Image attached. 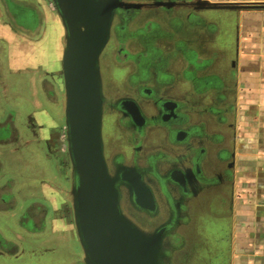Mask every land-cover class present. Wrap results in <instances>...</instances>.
Returning a JSON list of instances; mask_svg holds the SVG:
<instances>
[{
	"label": "crops",
	"instance_id": "crops-1",
	"mask_svg": "<svg viewBox=\"0 0 264 264\" xmlns=\"http://www.w3.org/2000/svg\"><path fill=\"white\" fill-rule=\"evenodd\" d=\"M31 1L27 10L42 13L40 24L59 23L51 0ZM194 1L198 0H161L176 3L165 6L171 9L170 14L145 4L148 13L145 18L136 19L150 34L149 49L156 48L150 52L153 60L147 67L149 77L166 76L163 80L169 83L161 89L162 96L180 122L176 136L173 133L169 136L161 128L149 130L147 146L160 149L167 160L159 164L162 172L168 169L169 160L180 172L186 169L189 164L175 161L180 162L186 149H191L199 165L197 175L210 183L205 189L197 188L184 206L181 202L176 206L185 209L193 232L180 250L178 264H264V9L197 10L191 4ZM199 1L264 3V0ZM11 2L0 5V215L11 217L14 224L18 215L16 221L20 225L24 208L38 199L48 200L56 208L54 185L64 192L68 190L66 181L71 172L67 163L64 108L61 106V112L57 109L54 113L52 108L51 112L49 107L38 105L35 110L34 100L28 96L25 109L15 104L19 90L35 93V88L39 93V83L55 74L41 75L40 68L29 66L30 60L40 58L37 50L43 41L44 28L41 25L36 28L34 40L15 28L11 19L15 0ZM62 34L61 27L60 36L54 41L55 49ZM52 35L57 36L55 32ZM16 45L20 52L16 51ZM128 45L132 54L139 52L137 44ZM147 85L152 87V83ZM35 114L40 119L47 117L48 127L38 123ZM33 124L40 125L45 132L35 137L25 131L21 136L26 144L36 145L37 153L21 151L17 145L15 156V127L27 129V125ZM15 194L18 203H23L15 205ZM61 203L59 211L56 209L59 213L55 211L52 216L51 239L69 241L71 231L74 235L70 239L79 249V254H74L82 258L74 228L71 229L67 218L61 219L67 202ZM8 229L11 230L4 227ZM28 233L17 235L18 239L13 234L5 250L0 245V260H15L28 251L31 254L30 249L22 248ZM50 249L55 248L46 247L43 251L52 253ZM76 256L70 257V264H74Z\"/></svg>",
	"mask_w": 264,
	"mask_h": 264
},
{
	"label": "water",
	"instance_id": "water-1",
	"mask_svg": "<svg viewBox=\"0 0 264 264\" xmlns=\"http://www.w3.org/2000/svg\"><path fill=\"white\" fill-rule=\"evenodd\" d=\"M51 1L63 29L59 74L63 83L66 150L72 178L67 197L82 251V264H165L166 257L172 255L163 242L170 227H156L161 218L157 212L160 204L152 187L146 186L134 170L131 180L124 174H110L103 159L101 142L103 101L99 56L107 45L114 12L140 11L146 5L120 0ZM173 4L176 3L158 2L154 6ZM191 4L197 10L264 9L263 2L209 3L198 0ZM175 162L189 164L184 169L185 177L201 184L196 178L199 165L191 149L187 148L182 160ZM171 166L175 167L174 164ZM173 183H178L181 192ZM186 183L182 178L177 182L171 175L164 177L159 187L168 208L172 209L176 201L184 206L197 190L196 187L192 194L187 193ZM170 189L172 192L175 189L177 195L171 196ZM125 203L138 215L147 214L144 217L147 229L139 227L122 212L121 204L124 206ZM167 240L171 244L169 247H178L171 235Z\"/></svg>",
	"mask_w": 264,
	"mask_h": 264
},
{
	"label": "flooded vegetation",
	"instance_id": "flooded-vegetation-1",
	"mask_svg": "<svg viewBox=\"0 0 264 264\" xmlns=\"http://www.w3.org/2000/svg\"><path fill=\"white\" fill-rule=\"evenodd\" d=\"M120 1L153 5L154 3L161 2V0ZM10 2L11 0H0V5H6V3ZM157 8V10L168 14L171 12V9H165L163 6H157ZM147 13L148 11L145 8L140 11H115L112 17L107 45L99 56L98 67L103 101L101 121L102 155L110 174L116 173L119 176L124 174L127 180H131V172L134 170L141 176V179L146 186L152 187L156 199L160 204V208H157V212H159L161 218L156 227L159 225V228L167 225L170 227V230L167 231L169 233H165L166 237H164L163 242H165L168 249H171L172 255L170 254L169 257H166L165 264H174V262L179 259L180 250L183 248L186 240L193 237V232L188 221L189 217L185 213V209H182L181 207L177 209L178 207H176V205L178 202L176 200L172 205V209L168 208L163 199L164 193L162 188L159 186L167 175H171V178H173V180L175 178L177 182L179 179L181 181V178L185 183L189 181L188 184L186 183V192L189 194H192V190L196 187L203 189L209 187L210 183L205 180L203 176L196 177L201 182L199 185L194 181H190L189 177H185L186 171L182 170L180 172L177 168H173L170 160L167 164L168 169L165 172H162L159 164L164 163V161L167 160L163 157L160 149H152L153 147L147 146L146 140L149 130L161 128L166 130L169 136L172 133L176 136L180 128V122L175 118L177 115L174 113L172 115L171 105L162 96L161 89L169 83L168 81L166 82L163 80V77L166 76L158 74L156 77H149L147 67L153 58L151 59L150 56V58L147 59V55L145 54L147 48L145 46H143L142 51L140 47L139 52L136 54H132L128 49L129 43L137 45H143V42L147 43V41L149 43L150 34L146 32L145 26L140 29L144 31L142 35L139 31H132L129 34H125L127 26H131V23L140 17L145 18ZM11 19L15 28L23 31L26 36H31L36 31L37 23H40L43 17L39 10H33L29 13L27 12V16L25 15L24 18H20L19 24H15V14L11 15ZM149 21L151 20H148L147 22ZM59 44L62 48L63 34ZM149 45L152 46L150 43ZM155 50L156 48L152 49V51ZM113 53L115 55H120L121 57L119 60L122 63L117 67H113L111 64V56ZM56 78V76H51L50 79H43L39 83L40 90L43 95L46 94L45 96L50 107L54 106L52 107V111L55 107L58 108L62 106V110L64 108L63 89L58 85ZM149 83H152V87L151 85H147ZM52 97H54V101L50 100ZM49 110L51 111V109ZM19 129L20 130L15 127V156L17 145H20L22 148L21 151L24 150V152H29L30 154L34 152L37 153L36 145L33 143L26 144L23 140L24 137H22L21 134L28 131L29 133H32V136L36 137V135H39V132L43 133L45 130H43L38 124H33L32 126L27 125V129L26 127H21ZM151 134L152 133H150V136ZM11 155L12 153H10V156ZM71 179L72 178L70 177L69 184L67 185L69 189L65 192L62 191L63 188L61 189L60 186L56 185L53 188L55 196L57 195L55 199L58 200L56 208L54 204L51 205L48 200L46 201L44 199H38L34 205H30L27 209V206H24L25 212L23 214L22 223L20 225L17 224L19 226L17 228L20 230L21 234L22 231L25 234L30 232L28 233L29 235H33L35 232L37 238H47L52 235V216L55 211H59V203L64 202L65 204L67 202L70 204L67 193L71 187ZM177 184L173 183L174 187H177L180 191L181 189H179ZM155 186H157V188ZM124 191H126V195L128 196V191L126 189ZM169 191H171V189ZM174 191L175 189L173 192L171 191V196H174ZM61 197L63 200L59 199ZM18 201L19 200L15 194V205L20 204ZM127 203H125L124 206L121 204L122 212L129 216L139 227L147 229L144 224V217H146L147 214L138 215V213L134 211L131 206H128L129 204ZM180 205L183 206L182 203ZM56 209H58V211ZM185 217H187L186 220ZM57 218L59 221V214H57ZM64 218L69 220V224L73 230L72 213L69 208L66 207V204L63 208L61 219L63 220ZM183 219L184 222L182 221ZM23 221L24 223L27 221V224H24ZM169 235L174 238L175 245H178L177 248L169 247L171 246L167 240ZM30 251L31 255L37 252L34 249H30ZM76 253H79V251ZM69 254L73 256L71 252H69ZM78 256L75 257L76 260L74 264H82V258ZM17 258L18 257H15V259Z\"/></svg>",
	"mask_w": 264,
	"mask_h": 264
},
{
	"label": "rangeland",
	"instance_id": "rangeland-1",
	"mask_svg": "<svg viewBox=\"0 0 264 264\" xmlns=\"http://www.w3.org/2000/svg\"><path fill=\"white\" fill-rule=\"evenodd\" d=\"M30 2H32V1L31 0H15V24H19L20 18H24L25 15L27 16V12L30 11V10H27V8H29V6L31 5ZM37 24H38L37 28L40 25L42 27L41 29L44 28V32H42V33H45V34L42 38L43 41H42L41 46L38 48L37 47L38 45H35L38 48L37 53L39 54L40 58L37 57L35 60L34 59L30 60L28 62L30 64L29 66L32 69H37V67L40 68L39 73L41 75L55 74V76L57 77L56 79H57L58 85L63 89L62 77L59 74V62H60L61 53H62V51L60 49L61 46H60V44L57 45L56 49L53 46L54 41H57L56 37L60 36L61 27H60L58 22L57 23L56 22H53V23L47 22V24H45V23H42V24L37 23ZM140 29H141V24L138 21L134 20L131 23V26H127L125 34H129L132 31L133 32L139 31L140 34L142 35V33H144V31L140 30ZM53 32H55V34L57 36L54 37L52 35ZM36 36H37V34L35 32L34 34L31 35L30 38L32 40H34L33 38H35ZM143 46H145L147 48L145 54L147 55V59H148V58H150V52H152V49L151 50L149 49L151 47H150L148 41H147V43L143 42V45L142 44L137 45V48L140 49V47H141V51H142ZM15 49L18 52H20V50H21L19 48V46H17V45H16ZM22 53L23 54L26 53L25 47H24ZM120 58L121 57H119L113 53V55L111 56V64L113 65V67L119 66V64L121 63L119 61ZM33 61H35V63ZM57 70H58V72H56ZM34 91H35V93L33 91L28 92V91L23 90V89H21V91L19 90L18 91L19 96L15 97V104L19 105L20 108H22V105H23V107L25 109V107L28 103L26 101V97L28 96L29 98H31V97L33 98L34 103H35L33 105V107L36 106L35 110L38 109V107H37L38 105H41L40 107L46 108V109L48 107L50 109L52 107H54V106L50 107V104L47 101V98L45 96L46 94L43 95L40 89H39V93L36 91L35 88H34ZM15 94H17V93H15ZM39 98L41 99V103L39 102ZM50 100L54 101V97L50 98ZM36 101H37V103H36ZM24 104H26V105H24ZM57 109H58V111H57ZM54 110H56L57 112H60L61 106L58 108L55 107ZM27 112H30L29 108L27 109ZM34 118H35V120H37L38 123H41L42 125L46 124V127H48L47 117H45V118L42 117V119H40L35 114ZM67 161H68V159H67ZM67 163H69V161ZM69 167H68V170H69ZM66 182L69 184V175H68V181H66ZM54 186H56V185H54ZM67 189H69V187ZM21 203H23V202H21ZM67 204H69V203H67ZM66 207L69 208V210L71 211L70 204L66 205ZM16 219H18V215L17 216L15 215V224H14L13 220H11V217L6 216V215L1 217V215H0V224H1L0 225V245L4 246V248H2L3 250L7 249L6 245L10 244V242L12 240L10 237H13V234H15V239H18L17 235L21 234L20 230L19 231L17 230V227H19V226L17 225L18 222L16 221ZM186 219H187V217H185V220ZM182 221L184 222V219ZM188 221H189V218H188ZM3 222H4V224H2ZM4 227L10 228L12 231L9 229L4 230ZM1 230H3V232H1ZM11 232H13V234ZM22 234L24 235L23 231H22ZM72 235L73 234H71V231H69V233H68L69 241L68 240L65 241L64 239H62V241H61L58 237L54 238L55 239L54 240V239H51L52 236L47 237L46 239H39L33 235H31V236L25 235L24 241L22 240L23 241L22 242V244H23L22 248H24L25 251H27V249L32 248L34 250H37V252H35L33 255H31V254H29V251H28V254L25 253L15 260H9V261L6 259H4L2 261L0 260V264H63V262H67V264H70L69 260H70L71 256H70L69 252L73 253L72 254L73 256H76L77 253L75 255L74 252L79 251V249H77V244L74 241H72V239L70 240V238L73 237ZM183 243H184V240H183ZM46 247H53L56 249V251H55V249H50V251H53L52 253L51 252L45 253L43 251V249ZM60 249H62V250H60ZM174 264H178V259L174 262Z\"/></svg>",
	"mask_w": 264,
	"mask_h": 264
}]
</instances>
